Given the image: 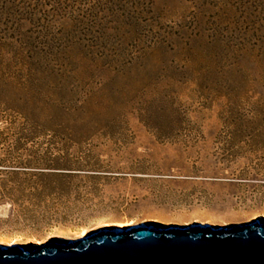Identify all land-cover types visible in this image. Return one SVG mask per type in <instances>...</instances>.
Here are the masks:
<instances>
[{
	"label": "rangeland",
	"instance_id": "rangeland-1",
	"mask_svg": "<svg viewBox=\"0 0 264 264\" xmlns=\"http://www.w3.org/2000/svg\"><path fill=\"white\" fill-rule=\"evenodd\" d=\"M0 71V245L264 221V0H0Z\"/></svg>",
	"mask_w": 264,
	"mask_h": 264
},
{
	"label": "water",
	"instance_id": "water-1",
	"mask_svg": "<svg viewBox=\"0 0 264 264\" xmlns=\"http://www.w3.org/2000/svg\"><path fill=\"white\" fill-rule=\"evenodd\" d=\"M0 264H264V221L104 227L31 249L0 245Z\"/></svg>",
	"mask_w": 264,
	"mask_h": 264
},
{
	"label": "trees",
	"instance_id": "trees-1",
	"mask_svg": "<svg viewBox=\"0 0 264 264\" xmlns=\"http://www.w3.org/2000/svg\"><path fill=\"white\" fill-rule=\"evenodd\" d=\"M52 1H54V0H52ZM45 73L46 74H44V75H46V77H50L51 76L50 75L51 73H52V76L58 75V74L54 73L51 69L50 70L47 69L45 71ZM64 74H65V72H63L62 76ZM0 75H2V72L1 71H0ZM10 138H11L10 137V134L7 132L6 129H4V128L3 129H0V146H1L2 143H5ZM26 140H28V138H26ZM20 141H21L20 138H18V139L15 140L16 143H18ZM7 160L8 159H6V158H0V167H1L0 170L7 171L8 173H13L12 176L15 175L14 177H16L17 175H19L21 173H25V172H21V171H24V170H20V168L25 167L24 165H26V164L35 163L37 165H41V163H42V159L41 160H35V161L34 160H19V161L17 160V162H15V163L14 162H11V161L10 162H7ZM49 165H51V164H47L46 163L45 166H47V167H44V168H51V167H48ZM15 167H18V169H15ZM8 168H11V169H8ZM34 168H41V167L35 165ZM2 171H1V173H3ZM7 194H9V193H7ZM4 195L6 196V194H3L2 195L1 192H0V196L1 197H3Z\"/></svg>",
	"mask_w": 264,
	"mask_h": 264
},
{
	"label": "bare ground",
	"instance_id": "bare-ground-1",
	"mask_svg": "<svg viewBox=\"0 0 264 264\" xmlns=\"http://www.w3.org/2000/svg\"><path fill=\"white\" fill-rule=\"evenodd\" d=\"M17 243H12L11 245H16Z\"/></svg>",
	"mask_w": 264,
	"mask_h": 264
}]
</instances>
